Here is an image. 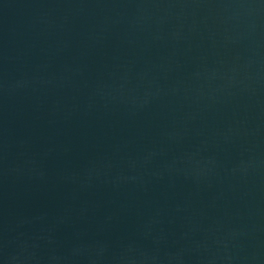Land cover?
Segmentation results:
<instances>
[{
	"label": "water",
	"instance_id": "obj_1",
	"mask_svg": "<svg viewBox=\"0 0 264 264\" xmlns=\"http://www.w3.org/2000/svg\"><path fill=\"white\" fill-rule=\"evenodd\" d=\"M0 264H264V0H0Z\"/></svg>",
	"mask_w": 264,
	"mask_h": 264
}]
</instances>
